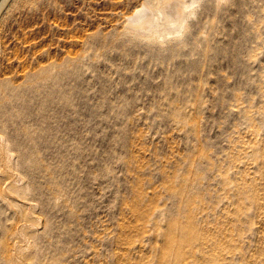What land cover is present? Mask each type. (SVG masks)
<instances>
[{
	"label": "rangeland",
	"instance_id": "rangeland-1",
	"mask_svg": "<svg viewBox=\"0 0 264 264\" xmlns=\"http://www.w3.org/2000/svg\"><path fill=\"white\" fill-rule=\"evenodd\" d=\"M190 1H16L0 264H264V0Z\"/></svg>",
	"mask_w": 264,
	"mask_h": 264
},
{
	"label": "bare ground",
	"instance_id": "bare-ground-1",
	"mask_svg": "<svg viewBox=\"0 0 264 264\" xmlns=\"http://www.w3.org/2000/svg\"><path fill=\"white\" fill-rule=\"evenodd\" d=\"M17 1V0H16ZM16 1H15V3H16ZM197 0H192V1H190L189 3H187V4H185V8H187V7H189L191 4H194L195 2H196ZM14 3V4H15ZM175 3V2H174ZM14 4H13V6H14ZM13 6H12V8H13ZM11 8V9H12ZM149 8V7H148ZM11 9H10V11H11ZM144 10V9H143ZM10 11H9V13H10ZM145 11V10H144ZM144 11H138V13L136 12V13H134V17H132V19H133V21L131 20V18H130V20H131V22L132 23H136V25L137 24H142L144 21H146L145 20V18H146V16H145V14L146 13H143ZM8 13V14H9ZM8 14H7V16H8ZM191 15V14H190ZM7 16H6V18H7ZM5 18V19H6ZM129 18V17H128ZM4 19V20H5ZM2 25V24H1ZM0 28H1V26H0ZM4 139V138H3ZM4 141H5V139H4ZM4 144H5V142H4ZM7 146V145H6ZM6 146H3V142H2V138H1V135H0V177L4 180V181H6L5 182V184H8L7 185V187H9V186H12V185H15L16 186V184H18V182H20L21 180H18L17 179V176L14 174V173H12V172H10V171H8L9 170V168L7 167L8 166V159H10V158H8V155L10 154V153H8L7 154V152L5 151L6 150ZM4 147H5V150H4ZM7 149H8V147H7ZM11 155V154H10ZM12 156V155H11ZM11 158H13V157H11ZM10 162H12L11 160H10ZM9 162V163H10ZM11 164V163H10ZM9 164V165H10ZM14 164V163H13ZM12 165V164H11ZM10 167V166H9ZM12 167V166H11ZM7 168H8V170H7ZM10 169H12V168H10ZM13 170V169H12ZM19 178V177H18ZM18 181V182H17ZM23 181V180H22ZM20 184V183H19ZM2 187V186H1ZM0 187V188H1ZM6 187V186H5ZM6 187V189H12V187H9V188H7ZM18 187H20V189H21V185H19V186H17V187H15V188H18ZM14 188V189H15ZM2 190L3 189H5L4 187H2L1 188ZM0 189V190H1ZM5 189V190H6ZM5 190H3L4 192H5ZM16 190V189H15ZM11 192L13 191V189L12 190H10ZM10 191H7V193L8 192H10ZM17 191V190H16ZM1 192V191H0ZM3 192V193H4ZM2 193V195H4ZM1 194V193H0ZM10 194V193H9ZM9 194H7V197H8V195ZM6 195V194H5ZM13 196V195H12ZM16 196V195H15ZM6 197V198H7ZM9 198H12V197H9ZM13 199H16V197L14 198L13 197ZM16 201H17V199H16ZM18 202H19V200H18ZM23 203H26L25 201L23 202ZM22 205V204H21ZM28 205V204H27ZM26 205V206H27ZM29 206V205H28ZM32 208V207H31ZM27 211V214L30 212V210L28 211V209L26 210ZM25 211V212H26ZM32 212V211H31ZM25 215H26V213H25ZM31 216H33L32 214H31ZM28 217H30L29 215L27 216V218ZM31 219V218H30ZM28 224H30V223H28ZM15 225V224H14ZM16 226V225H15ZM21 226H23L24 227V225H21ZM30 226V228H31V225H29ZM25 227H26V224H25ZM24 227V228H25ZM20 228V227H19ZM36 228V227H35ZM35 228H33V229H35ZM17 230V229H16ZM20 231H21V228H20ZM23 232V231H22ZM17 233V235L19 234L18 232H16ZM25 234V233H24ZM22 236H23V234H22ZM22 236H21V234H19V236L17 237V238H19L18 240V242H20L19 244H18V242H16V244H18V246H14V242L16 241H14L12 244H13V246H14V248H13V246L10 248L11 249V252H10V261H12L14 264H28L29 262H27V260L28 261H30L28 258H29V255H31L30 253V251L31 250H29V247L30 246H27L28 244L23 240V238H22ZM25 239V238H24ZM28 241V240H27ZM10 244V243H9ZM31 244V243H30ZM29 244V245H30ZM207 245V244H206ZM8 246H10V245H8Z\"/></svg>",
	"mask_w": 264,
	"mask_h": 264
},
{
	"label": "water",
	"instance_id": "water-1",
	"mask_svg": "<svg viewBox=\"0 0 264 264\" xmlns=\"http://www.w3.org/2000/svg\"><path fill=\"white\" fill-rule=\"evenodd\" d=\"M16 0H0V26Z\"/></svg>",
	"mask_w": 264,
	"mask_h": 264
}]
</instances>
